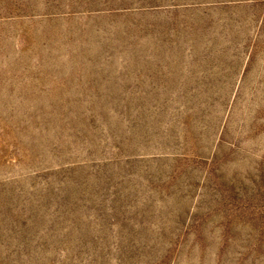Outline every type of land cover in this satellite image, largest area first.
I'll return each mask as SVG.
<instances>
[{
	"label": "rangeland",
	"instance_id": "rangeland-1",
	"mask_svg": "<svg viewBox=\"0 0 264 264\" xmlns=\"http://www.w3.org/2000/svg\"><path fill=\"white\" fill-rule=\"evenodd\" d=\"M0 264H264V0H0Z\"/></svg>",
	"mask_w": 264,
	"mask_h": 264
}]
</instances>
